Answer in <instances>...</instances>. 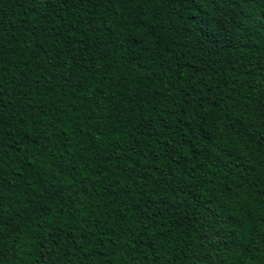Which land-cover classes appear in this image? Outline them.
I'll use <instances>...</instances> for the list:
<instances>
[{"label": "trees", "instance_id": "16d2710c", "mask_svg": "<svg viewBox=\"0 0 264 264\" xmlns=\"http://www.w3.org/2000/svg\"><path fill=\"white\" fill-rule=\"evenodd\" d=\"M0 264H264V0H0Z\"/></svg>", "mask_w": 264, "mask_h": 264}]
</instances>
